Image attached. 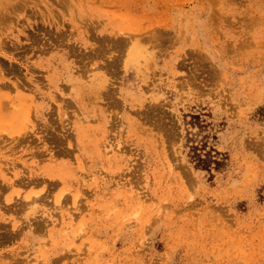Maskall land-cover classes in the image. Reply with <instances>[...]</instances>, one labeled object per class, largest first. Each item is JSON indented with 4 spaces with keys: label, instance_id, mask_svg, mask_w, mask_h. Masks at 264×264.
<instances>
[{
    "label": "rangeland",
    "instance_id": "rangeland-1",
    "mask_svg": "<svg viewBox=\"0 0 264 264\" xmlns=\"http://www.w3.org/2000/svg\"><path fill=\"white\" fill-rule=\"evenodd\" d=\"M0 264H264V0H0Z\"/></svg>",
    "mask_w": 264,
    "mask_h": 264
},
{
    "label": "bare ground",
    "instance_id": "bare-ground-1",
    "mask_svg": "<svg viewBox=\"0 0 264 264\" xmlns=\"http://www.w3.org/2000/svg\"><path fill=\"white\" fill-rule=\"evenodd\" d=\"M5 4V3H4ZM26 97V96H25ZM34 97V96H33ZM27 98V97H26ZM24 99V98H23ZM24 100H26V99H24ZM30 100V99H29ZM27 101V100H26ZM27 102H30L31 103V101H27ZM26 103V102H25ZM28 104V103H27ZM16 105V104H15ZM20 107V106H19ZM26 108V107H25ZM9 111V110H8ZM27 112H28V110H27ZM31 113V112H30ZM32 114V113H31ZM30 114V115H31ZM27 115V114H26ZM29 116V115H28ZM29 118V117H28Z\"/></svg>",
    "mask_w": 264,
    "mask_h": 264
}]
</instances>
